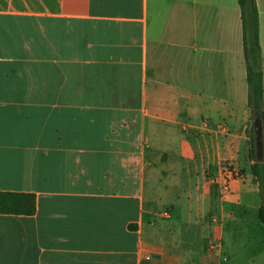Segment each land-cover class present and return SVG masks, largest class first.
I'll return each instance as SVG.
<instances>
[{
  "label": "crops",
  "instance_id": "1",
  "mask_svg": "<svg viewBox=\"0 0 264 264\" xmlns=\"http://www.w3.org/2000/svg\"><path fill=\"white\" fill-rule=\"evenodd\" d=\"M247 96L238 0H0V264H264Z\"/></svg>",
  "mask_w": 264,
  "mask_h": 264
},
{
  "label": "trees",
  "instance_id": "2",
  "mask_svg": "<svg viewBox=\"0 0 264 264\" xmlns=\"http://www.w3.org/2000/svg\"><path fill=\"white\" fill-rule=\"evenodd\" d=\"M243 24V48L248 85L247 106L252 116L259 113L264 127L263 84L258 41V11L255 0H238ZM253 159L251 182L259 195L258 219L264 225V154L260 162L255 158L253 130L250 135ZM35 210L34 196L24 193H0V213L32 214Z\"/></svg>",
  "mask_w": 264,
  "mask_h": 264
},
{
  "label": "rangeland",
  "instance_id": "3",
  "mask_svg": "<svg viewBox=\"0 0 264 264\" xmlns=\"http://www.w3.org/2000/svg\"><path fill=\"white\" fill-rule=\"evenodd\" d=\"M252 119H253V116H252V112L250 111L248 127H247V135L249 137V140L246 143V155H245L244 166H242L241 168H236L235 169L233 164H226L225 165V169H224V171L228 175V176H224L226 178V180L238 179L239 183L241 185H242V183H245V182L248 181L249 176L252 177V175H251V167H252L253 162H254L252 157H251V155H250V150H251L250 135L252 134V130H253L252 129ZM207 172H209V171L206 170V173ZM213 173L214 172H212L211 174H213ZM207 187H208V185L206 183H202V182L201 183H196L194 185L195 192L199 193L198 194V198L196 197V199L193 202L195 208L201 209V208H204V207L205 208L208 207V202L204 198V196H199V195H202L207 190ZM229 190H230V188H229ZM214 202L215 201H213V203H211V208L215 206ZM164 211H165V213L172 211V206H166L164 208ZM163 217L165 219H170V218H167L168 217L167 215H163ZM203 218L204 217H202V216H194V219H195L194 224H192V225L190 224L188 226L189 230H195V229H192V228H195V227H197V225H200V224H205V222H202ZM205 218L207 219V217H205ZM210 218H211V220L214 223L219 221L218 218L216 217V215H213V216L211 215ZM186 225L187 224L185 223L184 226H186ZM228 237H227V239L229 240ZM261 237H262V234H256L254 236V238L249 237L248 242H249V244H252L255 247L258 246V247L262 248V243L261 242L263 240L261 239ZM207 238H209V237H205L202 240V244L204 245L205 243H207L208 249H211L212 246L217 245V241L213 242L214 241V240H212L213 238H211L210 241H208ZM242 239H244V237ZM230 241H234V239H230ZM263 243H264V241H263ZM260 250L261 249H259V251ZM201 254H202V256H204L203 255L204 253L202 251H201ZM259 255L260 254L255 255L254 258H256V256L259 257ZM236 257H237L236 258V264H256V260H253L254 258H252L250 250H246V249L241 248V249H239V251H237V256ZM227 258H229V257L227 256Z\"/></svg>",
  "mask_w": 264,
  "mask_h": 264
},
{
  "label": "water",
  "instance_id": "4",
  "mask_svg": "<svg viewBox=\"0 0 264 264\" xmlns=\"http://www.w3.org/2000/svg\"><path fill=\"white\" fill-rule=\"evenodd\" d=\"M252 129L255 143V158L257 162H260L264 154V127L259 113L253 116Z\"/></svg>",
  "mask_w": 264,
  "mask_h": 264
}]
</instances>
